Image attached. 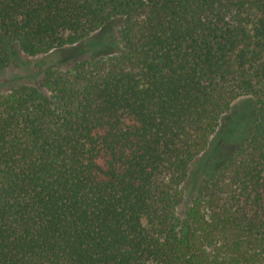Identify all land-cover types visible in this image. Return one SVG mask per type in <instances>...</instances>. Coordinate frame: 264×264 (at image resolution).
<instances>
[{"label": "trees", "instance_id": "trees-1", "mask_svg": "<svg viewBox=\"0 0 264 264\" xmlns=\"http://www.w3.org/2000/svg\"><path fill=\"white\" fill-rule=\"evenodd\" d=\"M50 57L0 91V264H264V0H0V74Z\"/></svg>", "mask_w": 264, "mask_h": 264}, {"label": "rangeland", "instance_id": "rangeland-1", "mask_svg": "<svg viewBox=\"0 0 264 264\" xmlns=\"http://www.w3.org/2000/svg\"><path fill=\"white\" fill-rule=\"evenodd\" d=\"M118 21H112L107 24L103 29L95 33L93 39H98V37L105 35L109 38H114L116 31L118 29ZM44 61L46 65H52L54 59L52 57L44 59H34V58H22L21 63L18 67H11L7 71L0 74V91L8 89L10 86L19 83L34 84L39 81V76L37 75L36 69L34 68L35 63ZM239 105V107H237ZM241 104H236L235 108L241 109ZM243 111V110H242ZM246 113V112H245ZM248 113L243 114L246 118Z\"/></svg>", "mask_w": 264, "mask_h": 264}]
</instances>
